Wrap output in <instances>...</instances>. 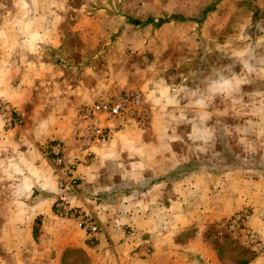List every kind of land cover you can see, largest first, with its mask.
Masks as SVG:
<instances>
[{
  "label": "crops",
  "instance_id": "obj_1",
  "mask_svg": "<svg viewBox=\"0 0 264 264\" xmlns=\"http://www.w3.org/2000/svg\"><path fill=\"white\" fill-rule=\"evenodd\" d=\"M73 8L70 0H0V94L22 104L33 100L31 93L51 94L57 97L54 109L75 110L98 95L94 85L61 80L64 72L52 65L59 45L72 47L67 38L73 23L64 15ZM179 12L184 11H170ZM236 84V73H229L207 82V94L203 87L196 93L192 85L170 82L139 87L151 117L148 129L120 132L93 146V159L77 170L72 203L102 220V230L92 236L54 213L58 176L53 159L40 149L55 139L69 162L81 156L73 135L75 111L72 119L54 112L11 130L0 117V264H229L216 242L219 224L252 204L251 225L264 226V78L244 97ZM220 89L227 92L221 100ZM237 97L261 133L249 134L244 165L232 160L235 133L221 119L235 115ZM256 139L260 144L250 149ZM217 141L222 149L205 151ZM225 153L231 160L222 158ZM114 174L122 180L113 183ZM126 176L134 194H117L113 203L99 200L127 184ZM243 264L264 263L256 257Z\"/></svg>",
  "mask_w": 264,
  "mask_h": 264
},
{
  "label": "rangeland",
  "instance_id": "obj_2",
  "mask_svg": "<svg viewBox=\"0 0 264 264\" xmlns=\"http://www.w3.org/2000/svg\"><path fill=\"white\" fill-rule=\"evenodd\" d=\"M70 4L74 8L64 17L66 22L73 23L67 38L72 47L59 45L60 49L55 53L57 57L52 60V65L55 70L64 72L60 79L67 78L71 85L86 87L91 84L97 87L98 95L82 104L92 103L106 93L141 90L139 87L148 83L159 85L170 82L179 88L183 84L192 85V90L196 93L203 87L207 94V82L210 84L218 78L219 81L225 80L229 73H236L238 84L235 92L244 97L250 88L257 91L263 81L264 0H70ZM173 8L184 12L170 13ZM197 20H200L199 25L195 23ZM82 25L84 28L80 27ZM73 26L76 30L72 29ZM81 30H87V35H80ZM62 52L71 59L64 60ZM49 79L53 83L58 81L54 77ZM226 93L220 89L216 94L221 100ZM30 95L33 100L23 103L25 106L8 97L24 113L25 123L22 128L30 121L35 122L41 115L46 118L54 112L72 119L75 108L54 109L55 103L51 101L57 97L43 95L41 92ZM243 97L236 98L235 115H224L221 118L223 126L226 128L230 125L231 131L235 133L236 155L232 160L240 161L242 165L247 160L245 156L248 152L246 145L249 134L261 135L257 130L259 126L250 121V113L240 101ZM261 119L264 120V114ZM148 127L121 132H144ZM50 140L44 141L40 149L54 161L52 154L47 155L43 151L44 145ZM259 144L257 139L252 140L249 147L251 149ZM222 145L218 141L211 143L205 147V151L217 152L222 149ZM254 155L259 157L260 154ZM222 158L231 160L228 153ZM250 158L252 156L248 159ZM111 178L116 183L123 177L114 174ZM125 179L129 181L127 184L119 189H111V198L99 200L113 203L117 194H134L130 183L132 178L126 176ZM72 205L82 208L73 203ZM245 207L253 210L254 217L255 207L252 204H244L238 211ZM94 214L102 223L98 214ZM252 228L262 247L249 242L240 230L229 232L219 229L221 235L218 234L216 242L229 264H243L256 257H260L264 263V226L261 230ZM86 234L92 236L87 232Z\"/></svg>",
  "mask_w": 264,
  "mask_h": 264
},
{
  "label": "built area",
  "instance_id": "obj_3",
  "mask_svg": "<svg viewBox=\"0 0 264 264\" xmlns=\"http://www.w3.org/2000/svg\"><path fill=\"white\" fill-rule=\"evenodd\" d=\"M0 117L6 129L21 127L25 123L24 113L6 96L0 94ZM151 121L144 106V93L141 90H123L100 95L92 103L82 104L75 110L73 135L80 143L81 156L69 162L61 141H48L43 151L52 154L55 172L58 176L59 198L55 201V214L73 219L88 234L102 230V223L93 211L75 207L71 203V193L80 183L77 173L80 164H88L94 157L93 146L107 142L117 133L127 129H146ZM253 210L245 207L225 218L219 229L229 232L241 231L251 243L262 247L259 237L250 225Z\"/></svg>",
  "mask_w": 264,
  "mask_h": 264
}]
</instances>
